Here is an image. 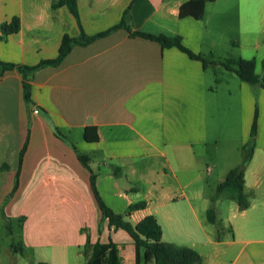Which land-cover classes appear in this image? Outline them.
I'll return each mask as SVG.
<instances>
[{"label":"crops","instance_id":"0c3cea01","mask_svg":"<svg viewBox=\"0 0 264 264\" xmlns=\"http://www.w3.org/2000/svg\"><path fill=\"white\" fill-rule=\"evenodd\" d=\"M52 1L0 0V24L13 16L20 21L18 31L0 39V61L32 66L55 58L64 34L79 36L66 5L52 9ZM185 1L77 0V6L87 35L124 18L134 31L180 36L205 62L119 27L34 70L29 102L17 70L0 76V230L11 237L0 244V264H84L86 240H111L120 264H136L129 234L102 217L91 172L114 212L144 202L127 219L135 224L154 215L162 240L193 248L202 264H264V89L220 63L254 59L255 73L264 74V0L225 3L236 26L228 53L206 28L207 0L202 19L179 16ZM234 108L242 154L228 165V150L223 159L216 154ZM255 111L254 148L244 167L249 206L188 191L202 173V155L213 161L206 172L216 173L215 187L242 162ZM85 127L95 128L96 141L85 140ZM210 205L214 222L207 219Z\"/></svg>","mask_w":264,"mask_h":264},{"label":"trees","instance_id":"16d2710c","mask_svg":"<svg viewBox=\"0 0 264 264\" xmlns=\"http://www.w3.org/2000/svg\"><path fill=\"white\" fill-rule=\"evenodd\" d=\"M61 5H66L69 11L74 16L79 28L78 37H70L64 34L61 38L58 54L55 58L41 60L38 64L28 66L21 65L12 62L0 61V76L7 70H17L22 77V92L23 98L26 102L30 101V80L32 72L45 65H57L63 59V57L69 52L73 44H87L92 40L101 37L110 31L124 27L131 35L142 36L151 40H155L161 44L162 47L174 46L183 51L188 57L205 62L200 54L194 53L185 47L181 41L180 36H166V35H154L150 33H144L131 30L129 26L124 22V18L121 21L104 30L93 35H87L82 27L77 0H53L51 3L52 9H55ZM205 11L204 0H187L179 6V16H192L196 19H202ZM127 10L123 12L125 16ZM20 27V21L17 16H13L9 22H3L0 24V39H4L8 34L18 31ZM223 67L236 74V76L251 85L259 84L264 89V74L258 76L255 73V60L237 58L234 60H228L220 62ZM264 66V58L262 60ZM256 133V111L250 126V141L247 145L243 146L244 157L242 162L232 167L227 171L222 181H220L215 187L214 200L220 196H225L234 200L239 209H245L249 206V199L244 192V167L250 160L254 148V137ZM56 135L62 139L65 137L57 130ZM84 138L87 141H96L97 134L94 127H85ZM78 159L87 165L88 158L78 152ZM22 153V151H21ZM117 173V169L115 171ZM90 186L94 193L96 202L102 217L106 218L109 225H113L115 228H121L125 230L131 237L135 247L136 264L153 262V264H202L201 255L193 248L186 245H176L174 243L166 242L162 240V230L154 215H146L137 223L133 224L127 219V215L130 210L138 209L144 206V202H136L128 207V210L124 214L114 212L108 207L101 197L99 196L95 187V175L90 173ZM207 219L209 222L215 221V213L212 207L206 210ZM13 246V244H11ZM84 257V264H120L118 250L115 244L108 240L107 242L96 241L91 243L89 240L83 244L81 249ZM34 264H48L46 262H37Z\"/></svg>","mask_w":264,"mask_h":264},{"label":"rangeland","instance_id":"374dc122","mask_svg":"<svg viewBox=\"0 0 264 264\" xmlns=\"http://www.w3.org/2000/svg\"><path fill=\"white\" fill-rule=\"evenodd\" d=\"M228 3V0H207V14H206V28L208 31L213 32L220 39L221 45L223 47L222 52L225 51V46L228 53V36L230 38H235L236 36V26L234 17L232 20L234 22L228 23V8L224 11V5ZM231 20V21H232ZM230 27V28H229ZM227 41V42H226ZM222 43H226V45H222ZM226 142L223 144L220 143L217 150V157L220 159L224 157L225 153L228 150V165L230 163H237L240 161L241 157V148H240V125L237 118L236 109H232V118L228 120V137L226 138ZM248 144V143H247ZM246 144V145H247ZM199 168L202 170L200 178L194 182L189 188L188 191L201 189L203 195L211 196L215 194V183H216V173L206 172V167L211 166L213 168V161H211L209 155H202L198 160ZM232 164V165H233ZM228 202V200H225ZM200 206L199 204L197 205ZM209 207H212L210 205ZM219 214H217L218 217ZM10 235L7 231L0 230V244L4 246L5 244L10 242ZM13 240L16 242V236H13Z\"/></svg>","mask_w":264,"mask_h":264},{"label":"built area","instance_id":"2783aa9c","mask_svg":"<svg viewBox=\"0 0 264 264\" xmlns=\"http://www.w3.org/2000/svg\"><path fill=\"white\" fill-rule=\"evenodd\" d=\"M34 112H37V110H36V109H34Z\"/></svg>","mask_w":264,"mask_h":264}]
</instances>
